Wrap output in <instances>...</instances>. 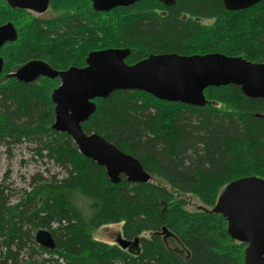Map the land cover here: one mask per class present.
<instances>
[{
  "label": "trees",
  "instance_id": "obj_1",
  "mask_svg": "<svg viewBox=\"0 0 264 264\" xmlns=\"http://www.w3.org/2000/svg\"><path fill=\"white\" fill-rule=\"evenodd\" d=\"M50 6L70 13L36 18L0 0V25L12 24L17 34L0 49V145L28 140L38 158L65 173L60 180L34 175L30 190L15 203L12 191L7 195L0 187V264H244L245 244L231 237L222 214L184 210L185 201L152 183L151 174L209 208L228 183L250 176L264 180V118L258 116L264 115V100L245 97L235 85L205 89L203 107L141 91L95 99L83 131L136 158L151 176L147 183L122 177L113 184L67 134L52 129L50 94L57 80L27 85L5 75L30 59L48 58L60 70L82 65L90 51L120 47L130 50L126 61L161 53H219L262 63L264 0L234 12L221 0H175L171 6L141 0L108 12H95L88 0H50ZM120 222L127 239L150 234L139 238L135 253L91 236ZM163 227L185 257L165 246ZM39 229L50 232L54 249L36 243ZM38 254L47 258L37 260Z\"/></svg>",
  "mask_w": 264,
  "mask_h": 264
},
{
  "label": "water",
  "instance_id": "obj_2",
  "mask_svg": "<svg viewBox=\"0 0 264 264\" xmlns=\"http://www.w3.org/2000/svg\"><path fill=\"white\" fill-rule=\"evenodd\" d=\"M49 0H6L14 9L42 13ZM95 12H108L128 7L141 0H89ZM165 6L175 0H158ZM260 0H221L225 10L234 12L248 9ZM12 24L0 26V49L16 39ZM129 49H104L88 53L86 66L55 71L43 61H33L12 74L19 82L31 83L37 78L59 79L51 92L53 103L52 129L67 134L78 153L103 167L109 181L119 184L122 177L130 183H147L151 176L141 163L119 150L96 133H86L82 124L96 110L95 99H105L117 91H141L166 102L203 107L207 101L204 90L208 87L235 85L248 98L264 100V62L252 63L242 57L219 53L178 55L175 53L150 54L128 65ZM3 60L0 58V74ZM264 118V115H258ZM206 211V210H204ZM212 212L225 218L228 232L245 244L244 264H264V180L255 176L242 177L228 183L219 194ZM162 233H167L162 228ZM34 239L46 249L55 243L49 231L39 229ZM121 249L138 250L139 239L116 240ZM133 253V252H132Z\"/></svg>",
  "mask_w": 264,
  "mask_h": 264
},
{
  "label": "rangeland",
  "instance_id": "obj_3",
  "mask_svg": "<svg viewBox=\"0 0 264 264\" xmlns=\"http://www.w3.org/2000/svg\"><path fill=\"white\" fill-rule=\"evenodd\" d=\"M4 2V0H1ZM70 13L69 11H62L61 9L53 10L49 8V10L44 13L42 16L44 18H56L63 14ZM161 13V12H160ZM25 14V13H24ZM163 14V13H162ZM31 17H37L36 14H31ZM200 22L204 25H210L213 23V20H204L201 19ZM121 48V47H120ZM141 58V57H140ZM139 59V58H138ZM47 59H43V61L47 62ZM136 60V59H135ZM134 60L126 61L127 64L134 63ZM21 65V64H20ZM18 65V66H20ZM37 81L31 82V84H35ZM58 83H56V87ZM35 144L28 140H22L19 143L11 144L9 148L0 145V187L5 188V194L9 195L10 191H12V195L10 197L11 203L17 202V200L22 196L24 191H29L31 179L34 175H40L45 180H52L55 177L56 180H60L65 177V173L60 170L58 167L54 166L51 162H48L47 159L41 160L34 153ZM151 182L154 184H158L160 186H165L166 189L173 194V196L178 200L182 199L185 201L186 205L184 206V210L188 212H196V211H209L213 210V208H209L204 206L200 200L193 194L178 192L163 182L161 179L152 175ZM149 233H143L140 236H137L138 239L140 237H149ZM91 236L96 241H101L107 243L108 245H117L116 240L120 237L126 241H133L135 237L127 239L123 234V222L103 225L91 232ZM163 239L165 246L173 251L178 253L179 255L185 257L186 250L179 244V242L171 235L167 233H163ZM139 247V246H138ZM132 250H127L129 253H135L137 250L136 247H131ZM126 250V249H123ZM41 258H47L44 254H38L37 260Z\"/></svg>",
  "mask_w": 264,
  "mask_h": 264
},
{
  "label": "flooded vegetation",
  "instance_id": "obj_4",
  "mask_svg": "<svg viewBox=\"0 0 264 264\" xmlns=\"http://www.w3.org/2000/svg\"><path fill=\"white\" fill-rule=\"evenodd\" d=\"M89 1V0H88ZM4 2L6 3V5L10 8V9H13V10H18V11H22L23 13H25V14H28V15H33V14H36V18H42V17H39V16H42L44 13H46L48 10H49V8H51V6H50V0L48 1V7L46 8V10L44 11V12H42V13H36V12H34V11H31V10H21V9H14V8H11L8 4H7V2H6V0H4ZM90 2V1H89ZM90 5H91V2H90ZM52 9V8H51ZM44 18V17H43ZM5 24H7V23H5ZM4 25V24H3ZM0 26H2V25H0ZM108 49H128V48H108ZM100 50H104V49H98V50H94V51H100ZM90 52H93V51H90ZM89 52V53H90ZM88 55V53L86 54V56ZM86 56H85V58H86ZM85 58H84V60H83V64L82 65H80V66H75V65H73V66H69V67H67V68H64V69H60V70H58V69H55V68H53L52 66H50V64L49 63H47L46 61H43V60H40V59H30V60H28V62L26 63V64H28V63H30V62H33V61H43V62H45V63H47L53 70H55V71H66L67 69H69L70 67H75V68H78V69H81V68H83V67H85L86 66V64H85ZM127 58V57H126ZM145 58V57H144ZM125 61V63H126V59L124 60ZM136 63V62H135ZM26 64H23L22 66H24V65H26ZM127 64V63H126ZM134 64V63H133ZM128 65H131V64H128ZM22 66H20V67H18V68H15L14 70H13V72H9V73H7L5 76H7L8 78H14V79H16L14 76H12V74H14V73H16ZM40 79H49V78H46V77H40V78H37L35 81H38V80H40ZM17 80V79H16ZM50 80H57V83H58V85H59V79L58 78H55V79H50ZM18 81V80H17ZM19 82V81H18ZM21 83H24V82H21ZM24 84H27V85H33V84H31V83H24ZM56 88V87H55ZM54 88V89H55ZM53 89V90H54ZM52 90V91H53Z\"/></svg>",
  "mask_w": 264,
  "mask_h": 264
},
{
  "label": "bare ground",
  "instance_id": "obj_5",
  "mask_svg": "<svg viewBox=\"0 0 264 264\" xmlns=\"http://www.w3.org/2000/svg\"><path fill=\"white\" fill-rule=\"evenodd\" d=\"M260 1H261V0H260ZM260 1H259V2H260ZM259 2H258V3H259ZM256 4H257V3H256ZM91 115H92V114H91ZM91 115H90V116H91ZM90 116H89V117H90Z\"/></svg>",
  "mask_w": 264,
  "mask_h": 264
}]
</instances>
